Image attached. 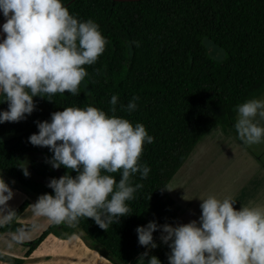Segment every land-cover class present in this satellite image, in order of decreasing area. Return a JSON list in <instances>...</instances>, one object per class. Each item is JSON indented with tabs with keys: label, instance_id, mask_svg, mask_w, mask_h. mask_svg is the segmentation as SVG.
Listing matches in <instances>:
<instances>
[{
	"label": "trees",
	"instance_id": "1",
	"mask_svg": "<svg viewBox=\"0 0 264 264\" xmlns=\"http://www.w3.org/2000/svg\"><path fill=\"white\" fill-rule=\"evenodd\" d=\"M62 3L81 21H95L108 43L97 62L85 66L88 76L80 85L79 95L65 92L50 98L34 97L36 108L26 119L0 123V135H6L0 139V171L35 197L54 195L47 184L68 170L53 169L46 162L52 156L49 149L29 142L30 135L38 133L35 122H50L53 112L71 106H94L112 115L110 100L117 95L115 115L128 119L133 126L142 123L155 138L154 143H145L140 158L150 172L143 180L139 174L132 177L133 185L142 183L143 188L134 194L135 199L127 202L130 215L121 217L107 231L90 218H81L76 227L89 247L116 263L118 256L102 246L100 239L114 236L117 241L121 239L118 234H127L138 240V226L149 221L159 225L175 222L172 199L161 189L206 130L221 123L224 132L242 142L234 127L235 108L264 88V0H62ZM202 37L220 47L224 55L218 59L211 57ZM133 41H138L139 47ZM133 97H139L137 108L129 113L121 105L126 106ZM4 100L0 95V112L8 110ZM22 163L27 166L28 177L20 168ZM114 175L118 182L120 174ZM27 204L28 200L23 199L14 209L16 215ZM10 223L0 224V234ZM59 227L61 235L69 232L65 226ZM54 228L49 223L28 244L23 255ZM158 235L159 230L153 233L154 239ZM0 260L19 264L22 258L0 252Z\"/></svg>",
	"mask_w": 264,
	"mask_h": 264
},
{
	"label": "clouds",
	"instance_id": "2",
	"mask_svg": "<svg viewBox=\"0 0 264 264\" xmlns=\"http://www.w3.org/2000/svg\"><path fill=\"white\" fill-rule=\"evenodd\" d=\"M0 12L5 20L0 40V95L8 104V110L0 112V123L26 119L36 108L34 97L65 92L79 95L88 76L85 66L95 64L108 43L100 26L92 19L81 21L72 15L62 0H0ZM132 43L139 47L138 41ZM138 99L133 97L121 108L133 112ZM117 103L118 96L113 95L112 115L94 106H71L53 112L50 122H35L38 133L30 135L29 142L49 149L52 156L46 162L53 169L68 170L47 184L54 195L42 194L29 205L35 217L71 228L81 218H90L107 231L130 215L127 202L143 188L142 183L133 185L132 177H148L150 168L140 158L145 143L152 144L155 138L142 123L133 126L116 116ZM235 111L238 139L245 145L264 142V100L249 99ZM20 168L25 177L30 175L25 163ZM116 173L120 174L118 182ZM161 191L172 190L165 186ZM13 196L0 176V224L16 217L8 206ZM199 199L198 221L176 226L149 221L136 228L139 245L148 249L140 254L139 264H161L150 256L158 247L153 237L158 230L161 242L170 249L169 264H264V205H242L237 210L231 196ZM39 227L37 223L31 226L33 230ZM25 238L24 228L13 236L18 242ZM70 238L75 240L77 234Z\"/></svg>",
	"mask_w": 264,
	"mask_h": 264
},
{
	"label": "crops",
	"instance_id": "3",
	"mask_svg": "<svg viewBox=\"0 0 264 264\" xmlns=\"http://www.w3.org/2000/svg\"><path fill=\"white\" fill-rule=\"evenodd\" d=\"M4 21L2 17L0 27ZM253 98L264 100V88L250 99ZM233 116L236 120V111ZM165 186L172 190L167 193L177 215L173 226L198 221L201 215L199 198L207 195L221 199L231 196L236 201L234 207L237 210L242 205H264V142L245 145L224 132L221 123L216 124L196 140ZM73 233L77 234L75 240L70 238ZM119 237L121 239L117 241L114 236L100 241L109 242L105 246L118 256L120 262L116 263L139 264L140 254L148 249L139 245L131 235L118 234ZM154 242L158 247L150 251V256H156L161 264H169L168 246L161 242L160 235ZM7 254L21 257L19 264H113L104 253L85 244L75 229L66 236L46 234L27 255L13 251ZM0 264L10 263L0 260Z\"/></svg>",
	"mask_w": 264,
	"mask_h": 264
},
{
	"label": "rangeland",
	"instance_id": "4",
	"mask_svg": "<svg viewBox=\"0 0 264 264\" xmlns=\"http://www.w3.org/2000/svg\"><path fill=\"white\" fill-rule=\"evenodd\" d=\"M2 25L0 27V40H2V38H3ZM201 41H202V44L205 47L207 53L211 57L218 59L224 55L223 50L220 47H218L217 45H215L208 38L202 37ZM5 136L6 135H0V139L4 138ZM0 176L3 177L5 182L9 185V187L14 192V196H13L12 200L8 201V206L11 209L14 210L23 199L28 200V204L23 209L20 210V212L16 215V217L13 219V221L10 224H8L5 227V230L0 234V250H2V251L4 250L3 251L4 253H9V251L23 252L24 253L28 244L33 239H35L41 233L42 230H44V228L49 224V222L47 221L46 218L35 217L32 213L31 208L29 207V205L36 202L38 197H35L34 195L29 194L26 191H24L23 189H21L17 185L16 181L14 179H12L10 176H8L6 173H4L3 171H0ZM13 181L15 183H13ZM2 217H3V213H0V219H2ZM33 223L39 224L40 227L38 229L33 230L31 228ZM62 226H65L68 228L69 232L67 234H69L71 232V230H73V229L76 230V228H71V227H68L67 225L62 224ZM19 228H24L26 230V238L20 242L13 239V236L17 234V229H19ZM54 229H55L54 231L49 232V233H53V234L59 233V235H61L60 233L62 232V229H61V227H59V225H55ZM66 235L62 234L61 236H66ZM106 244L107 243H102V246H105ZM106 257L108 259H110V261L113 264H116L113 262V260L110 257H108L107 255H106Z\"/></svg>",
	"mask_w": 264,
	"mask_h": 264
}]
</instances>
